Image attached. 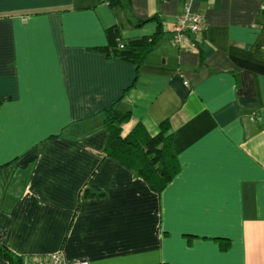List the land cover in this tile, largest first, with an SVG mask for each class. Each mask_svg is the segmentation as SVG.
<instances>
[{
	"label": "crops",
	"instance_id": "1",
	"mask_svg": "<svg viewBox=\"0 0 264 264\" xmlns=\"http://www.w3.org/2000/svg\"><path fill=\"white\" fill-rule=\"evenodd\" d=\"M0 0V247L90 264H264V0ZM155 38L138 67L104 50ZM180 171L161 192L106 155L105 113ZM0 264H9L0 253Z\"/></svg>",
	"mask_w": 264,
	"mask_h": 264
},
{
	"label": "trees",
	"instance_id": "2",
	"mask_svg": "<svg viewBox=\"0 0 264 264\" xmlns=\"http://www.w3.org/2000/svg\"><path fill=\"white\" fill-rule=\"evenodd\" d=\"M108 6L112 10L117 9L120 0H108ZM111 38V45L104 49L107 55L135 63L138 67L156 42L154 37L124 41L117 32ZM118 38L122 39L123 49L119 47ZM130 118L131 112H122L117 104L106 110L105 125L109 131L106 155L132 168L155 191L161 193L180 171L179 161L172 149L171 125L169 121L163 122L155 136H151L143 125H138L129 135L123 137L122 127ZM0 253L9 264H22V257L15 258L1 247Z\"/></svg>",
	"mask_w": 264,
	"mask_h": 264
},
{
	"label": "built area",
	"instance_id": "3",
	"mask_svg": "<svg viewBox=\"0 0 264 264\" xmlns=\"http://www.w3.org/2000/svg\"><path fill=\"white\" fill-rule=\"evenodd\" d=\"M108 4V0H102ZM195 0H188L182 14L177 18L171 29V43L180 47L190 41L191 36L202 34L206 31L207 25L204 16L194 8ZM119 47L123 49L122 39L118 38ZM22 264H90L89 261L67 262L61 253H55L48 257H22Z\"/></svg>",
	"mask_w": 264,
	"mask_h": 264
}]
</instances>
